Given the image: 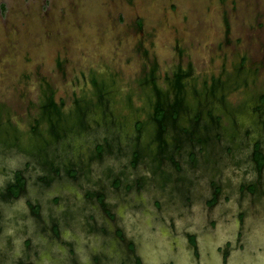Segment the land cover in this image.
<instances>
[{
	"label": "rangeland",
	"instance_id": "374dc122",
	"mask_svg": "<svg viewBox=\"0 0 264 264\" xmlns=\"http://www.w3.org/2000/svg\"><path fill=\"white\" fill-rule=\"evenodd\" d=\"M177 71L184 85L179 92L172 82ZM175 91L189 106L179 113L182 125L197 113L200 129L210 113L219 117L212 128L208 124L212 144L200 153L218 161L196 165L200 175H216L226 159L255 180L252 141L261 140L264 149V0H0V173L21 158L37 167L31 174L46 171V157L64 170L76 163L86 170L103 136L111 149L82 176L85 188L94 187L99 174L106 182L109 172L122 169L138 144L150 162L156 151L153 104ZM50 93L60 110L52 117H63L56 120L64 125L58 140L42 108ZM78 105L82 122L76 121ZM164 135L171 142L173 130ZM191 170L186 165L182 175ZM74 186L69 196L77 203L67 205L80 210L86 204L80 185ZM13 208L0 205V240L18 241L27 228L35 229Z\"/></svg>",
	"mask_w": 264,
	"mask_h": 264
},
{
	"label": "flooded vegetation",
	"instance_id": "af4514ba",
	"mask_svg": "<svg viewBox=\"0 0 264 264\" xmlns=\"http://www.w3.org/2000/svg\"><path fill=\"white\" fill-rule=\"evenodd\" d=\"M182 96L176 91L171 98L158 95L164 111L168 109L165 102L173 103L175 115L164 116L155 126L156 151L150 162L145 159L144 144H138L122 169L109 172L106 182L99 174L95 186L85 188L81 179L87 170H94L92 163L99 165L110 151L107 136L94 142L86 170L77 163L64 170L58 159L46 157V171L31 174L32 161L21 158V163L0 173V205L14 206L35 227L34 231L27 228L18 241L0 240V264H264L261 140L252 141L249 154L255 180L247 177L242 166L228 165L226 159V168H219L216 175L201 176L196 165L209 168L218 161L212 154L200 155L202 145L212 144L213 131L204 120V133L198 128L200 113L190 125L179 122L180 111L187 108L179 99ZM209 115L218 122L219 117ZM46 118L58 140L64 127L57 124L58 118ZM136 125L141 129L144 122ZM168 129L174 134L171 142L164 135ZM231 150L226 144L225 152L229 155ZM186 165L193 171L184 176ZM33 183L48 202L33 191ZM74 184L80 185L86 204L79 205L80 210L67 205L77 203L69 196L76 194Z\"/></svg>",
	"mask_w": 264,
	"mask_h": 264
},
{
	"label": "trees",
	"instance_id": "16d2710c",
	"mask_svg": "<svg viewBox=\"0 0 264 264\" xmlns=\"http://www.w3.org/2000/svg\"><path fill=\"white\" fill-rule=\"evenodd\" d=\"M151 74H153V72H150ZM94 81V80H93ZM154 82V80H152V83ZM172 82H173V86L175 87V89L179 92L180 90H183V81H182V79H181V73H179L178 71L177 72H175L174 73V76H173V80H172ZM94 83L95 84H97V82L96 81H94ZM214 83V82H213ZM213 83H211L210 84V87H209V91L211 90H214L213 88H214V86H215V84H213ZM154 87V86H153ZM99 89H100V86H99V88H97L96 87V90L99 92ZM155 89H158L157 87L155 88ZM176 91V92H177ZM177 92V93H178ZM99 94V93H98ZM182 95V94H181ZM182 102H183V105L185 106V107H187L188 105H187V103L185 102V98H184V96H182V97H180L179 98ZM160 99H158V97H157V99L155 100V103L153 104V107H154V109H155V111H154V113H153V124L155 125V126H157L158 124L160 125V121H162L164 118V116H166V118H168V117H170V118H173V116L175 115L174 113H172V106H173V103H170L169 104V102H165V104H167V107H168V109H166L165 111H164V109L161 107V103H160ZM42 108H44V111H45V113L47 114V115H51V114H56V115H58L59 114V112H60V110H59V107H58V105L54 102V100L52 99V93H50V95L47 97V99L46 100H44V102L42 103ZM187 108H189V106L187 107ZM82 109H83V107H81L80 105H78L77 106V111H76V114H77V120L76 121H78V122H82V118H83V116L81 115L82 114ZM164 112H165V115H164ZM168 112V113H167ZM209 117H210V115H208ZM59 117L61 118L62 117V114H60L59 116H58V120H61V119H59ZM63 118V117H62ZM207 120H208V124H211V123H214V122H216V120H213L211 117L210 118H208L207 117ZM158 125V126H159ZM64 126V125H63ZM160 129V128H159ZM156 137H159V134H157L156 135Z\"/></svg>",
	"mask_w": 264,
	"mask_h": 264
}]
</instances>
